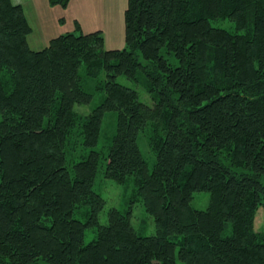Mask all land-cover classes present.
<instances>
[{"label":"trees","instance_id":"16d2710c","mask_svg":"<svg viewBox=\"0 0 264 264\" xmlns=\"http://www.w3.org/2000/svg\"><path fill=\"white\" fill-rule=\"evenodd\" d=\"M32 31L0 0V264H264V0H128L124 48L95 30L35 50ZM100 175L135 180L155 232L131 209L101 220Z\"/></svg>","mask_w":264,"mask_h":264},{"label":"rangeland","instance_id":"374dc122","mask_svg":"<svg viewBox=\"0 0 264 264\" xmlns=\"http://www.w3.org/2000/svg\"><path fill=\"white\" fill-rule=\"evenodd\" d=\"M26 4L32 24L34 26V36L44 38L47 44L51 37L66 32H89L102 30L105 37V48H124L127 46L125 40V11L128 0H69L67 5L54 3L51 0H19ZM229 26L226 22L217 24ZM32 33V32H31ZM48 38V39H47ZM174 61V57L171 56ZM83 74L85 66L81 67ZM104 77L102 73L101 78ZM122 82H129L126 77H120ZM98 78H89L85 80V88L95 91V85ZM132 85L131 82H129ZM141 96L149 101V95L139 87ZM99 93L95 92L93 101L88 106H78L79 111L86 112L93 109L100 102ZM117 118L115 112H109L105 116L102 124L101 139L99 148H107L114 136ZM141 149L144 156L154 164L155 155L149 145L147 137L140 140ZM95 189L101 193L106 200L105 209L102 212L101 220L107 221L109 210L116 208L126 213L132 210V221L139 233H153L156 231L155 216L147 211L144 202L137 193L136 182L132 177L122 181H117L100 175L97 178ZM210 202L209 192H196L193 200V206L198 209H206ZM85 207L79 212L83 213ZM79 213V214H80ZM81 216V215H80ZM83 218L85 214L83 213ZM254 229L257 232H264V206L258 208ZM95 229L86 230V240L90 241L95 236ZM46 264V263H40Z\"/></svg>","mask_w":264,"mask_h":264},{"label":"crops","instance_id":"0c3cea01","mask_svg":"<svg viewBox=\"0 0 264 264\" xmlns=\"http://www.w3.org/2000/svg\"><path fill=\"white\" fill-rule=\"evenodd\" d=\"M13 1V3H15V4H21V5H23V7H24V9H25V13H26V15H27V18H28V21H29V23L31 24V26L33 27V31H32V33L29 35V37H28V42H29V44H30V46H31V48H33V49H35V50H40V49H42V48H44L46 45H47V41H45V39L44 38H41V37H35L33 34H34V31H35V29H34V26H33V24H32V21H31V18H30V14H29V12H28V8H27V6H26V4L25 3H23V2H21V1H19V0H12ZM58 36V35H57ZM51 38H53V37H51ZM51 38H50V40H51ZM48 39V38H47ZM49 40V41H50ZM49 43V42H48Z\"/></svg>","mask_w":264,"mask_h":264},{"label":"bare ground","instance_id":"6f19581e","mask_svg":"<svg viewBox=\"0 0 264 264\" xmlns=\"http://www.w3.org/2000/svg\"><path fill=\"white\" fill-rule=\"evenodd\" d=\"M13 2V1H12Z\"/></svg>","mask_w":264,"mask_h":264}]
</instances>
